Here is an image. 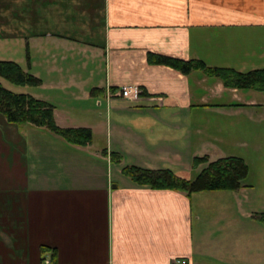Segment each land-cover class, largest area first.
<instances>
[{
	"label": "crops",
	"instance_id": "0c3cea01",
	"mask_svg": "<svg viewBox=\"0 0 264 264\" xmlns=\"http://www.w3.org/2000/svg\"><path fill=\"white\" fill-rule=\"evenodd\" d=\"M148 53L264 69V0H0V61L25 62L39 92L72 98L52 106L60 128L92 132L76 146L0 115V264H264V164L252 174L241 157L242 188L191 195L121 171L180 176L196 154L256 152L264 92L149 65ZM124 87L141 95L107 101Z\"/></svg>",
	"mask_w": 264,
	"mask_h": 264
},
{
	"label": "trees",
	"instance_id": "16d2710c",
	"mask_svg": "<svg viewBox=\"0 0 264 264\" xmlns=\"http://www.w3.org/2000/svg\"><path fill=\"white\" fill-rule=\"evenodd\" d=\"M147 63L153 66H166L183 75L201 71L210 78L218 79L225 88L264 92V69L240 73L230 68H210L202 61L182 60L158 54H147ZM0 78L17 86L38 87L40 80L22 70L13 61H0ZM93 93V92H92ZM53 107L29 94H14L0 84V115L12 125H31L44 128L65 142L86 146L91 143L92 132L88 128H60L54 120ZM112 160L120 161L113 154ZM205 164L196 178L191 181L177 176L169 169L151 170L136 166H125L122 174L137 187L151 190L183 192L187 195L198 192L237 191L243 187L248 167L241 158L227 157L209 162L207 157L194 158L195 167ZM264 223V214L258 216ZM45 253V251H43ZM55 251L52 250V258Z\"/></svg>",
	"mask_w": 264,
	"mask_h": 264
},
{
	"label": "rangeland",
	"instance_id": "374dc122",
	"mask_svg": "<svg viewBox=\"0 0 264 264\" xmlns=\"http://www.w3.org/2000/svg\"><path fill=\"white\" fill-rule=\"evenodd\" d=\"M100 31H101V28L98 27L96 29V37H95V39H93L95 42H100V40L102 39ZM1 61H3V60H1ZM4 61H6V60H4ZM21 68L24 72L26 71V63L25 62L22 63ZM0 84L4 89H6V90H8L14 94H30V95L31 94H41L42 96H45L49 100L48 101L49 104H51L54 108H56L57 111H61L63 109H66L68 107V104H69L68 101H70V99H72V98L65 99L63 96L66 95V93L62 94V93L57 92V91L39 92L37 87L17 86V85L11 84L10 82L4 80L3 78H0ZM251 91H253V90H251ZM254 92H256V91H254ZM256 94H260V92H257ZM261 95L264 97V94H261ZM258 126H260V128L264 129V122H262L261 124H258ZM34 128H36V127H34ZM39 130L42 131L41 133H44L45 135H47L48 139H49V137H51L50 140L56 139V138H53L55 136L52 133H50L47 129L41 128ZM57 139H59V138H57ZM192 150H193V152L196 151L194 148H192ZM246 150L231 149L230 152H231V154H236V155H234L236 157H240V158L243 157L244 161L247 162V164H248V166L251 169L252 174H253V171H254L253 168L254 167L264 164V137H263V140H261L260 137L258 136L257 148L255 149L256 152L250 150V147H248ZM195 156H197L195 158H198L199 156H203V155L198 156L196 154ZM231 156H233V155H231ZM212 159L217 160L216 157H212ZM34 164L37 166L40 165V161L38 160L37 157H34ZM201 165H203V167H205V164H201ZM202 169L203 168L200 167V165L195 167L193 165V160H192V165L190 167L183 168V171H181V173H179V174L181 177H184L186 179H190L191 181H193ZM174 174H176V173H174ZM259 212H264V211H259Z\"/></svg>",
	"mask_w": 264,
	"mask_h": 264
},
{
	"label": "built area",
	"instance_id": "2783aa9c",
	"mask_svg": "<svg viewBox=\"0 0 264 264\" xmlns=\"http://www.w3.org/2000/svg\"><path fill=\"white\" fill-rule=\"evenodd\" d=\"M139 95H141V90L137 87H124L120 90H117L115 92H109L107 91L105 94V97L107 101H110L111 98L117 97V98H122V99H132V98H137ZM173 264H188L184 260H174L172 262ZM48 264V263H46Z\"/></svg>",
	"mask_w": 264,
	"mask_h": 264
}]
</instances>
